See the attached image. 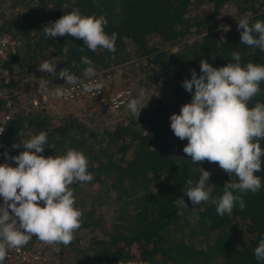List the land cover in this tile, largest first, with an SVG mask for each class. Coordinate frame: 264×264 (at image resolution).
Returning <instances> with one entry per match:
<instances>
[{"label": "trees", "instance_id": "16d2710c", "mask_svg": "<svg viewBox=\"0 0 264 264\" xmlns=\"http://www.w3.org/2000/svg\"><path fill=\"white\" fill-rule=\"evenodd\" d=\"M2 7L12 11L10 18L1 19ZM73 9L84 16L106 17V34H118L115 52L102 48L92 52L81 39L69 35L50 39L41 33L45 25ZM247 13L250 25L264 21V0H9L0 5V30L22 41L7 56L6 64L17 79L9 84L0 81V110L6 100H25L52 80L63 82L58 78L62 69L83 76L87 66L80 62L82 56L93 62L95 71L131 64L133 59L140 73L147 70L146 78L131 88L130 99H138L142 108L137 120L125 104L116 110L100 108L108 116L101 125L88 126L73 113L53 119L48 108L54 103H46L42 109L16 112L4 126L0 158L5 152L18 156L31 135L44 131L45 158L63 156L69 149L81 151L94 177L70 187L74 206L83 214L79 230L95 231L97 236L83 244L79 240L76 244V237L67 247L57 244L47 264H66V253L75 250V244L91 264H264L254 256L264 235V157L261 171L255 173L262 187L242 196L243 210L236 205L230 215L221 217L210 202L192 206L184 195L186 182L198 180L200 168L211 173L212 197L221 196L223 186L238 178L216 163H192L183 152L187 140L174 136L169 119L191 102L192 93L182 82L191 79L190 70L201 75V59L220 68L234 63L231 53L237 51L242 67L249 62L264 65V52L240 41L237 23ZM45 60L56 63L57 73L39 71ZM260 88L249 108L264 103V81ZM258 142L264 149V140ZM16 144L19 149L12 147ZM91 187L114 204L110 225L95 210L98 198L90 194ZM179 197L188 208L177 206Z\"/></svg>", "mask_w": 264, "mask_h": 264}, {"label": "clouds", "instance_id": "9594fccd", "mask_svg": "<svg viewBox=\"0 0 264 264\" xmlns=\"http://www.w3.org/2000/svg\"><path fill=\"white\" fill-rule=\"evenodd\" d=\"M250 16L251 13L245 14L237 23V30H242L240 41L264 52V21L258 20L250 25ZM106 24L104 15L98 18L84 16L79 9H73L55 22H49L41 33L50 39L65 35L81 39L92 52L98 48L115 52L118 34H106ZM80 51L83 52L84 47ZM231 60L235 62L213 68L201 59V75L197 77L196 71L190 70L191 79L182 82L185 91L192 93L191 102L182 105L178 115L169 117L174 136L187 140L183 152L192 163H216L228 176L238 178V182H227L219 197H212L208 184L211 173L203 168H200L198 180L186 182L184 195L191 205L210 202L221 217L230 215L236 205L243 210L246 205L242 196L260 191L261 178L255 173L261 171L264 157V149L258 142L264 140V103L248 107L249 101L261 92L264 65L249 62L242 67L241 55L237 51L231 53ZM80 62L87 66L83 75L93 77V62L85 56ZM73 67L78 65L74 62ZM39 71L57 73L56 63L42 61ZM58 78L66 85L81 83L68 69L60 70ZM102 88V83L84 85L86 92L95 90L99 93ZM65 94L62 86L55 87L57 97ZM114 106L119 108L120 104L114 102ZM127 109L137 120L142 108L138 99L133 98L127 102ZM46 145L47 133L41 131L24 142L25 150L18 156L9 157L7 152L3 153L17 166L0 164V198L3 200L0 205V264H4L9 249L21 248L33 237L46 245L63 244L67 247L81 227L82 210L74 206L75 197L70 185L93 180V175L88 172V159L74 149H69L63 156L45 158L42 153ZM12 147L19 149L20 145ZM175 203L180 208L189 207L183 197ZM254 256L257 261H264V235L254 249Z\"/></svg>", "mask_w": 264, "mask_h": 264}, {"label": "built area", "instance_id": "2783aa9c", "mask_svg": "<svg viewBox=\"0 0 264 264\" xmlns=\"http://www.w3.org/2000/svg\"><path fill=\"white\" fill-rule=\"evenodd\" d=\"M9 0H0V5H7ZM22 44L21 39L14 36L10 32L0 30V81L3 84L15 82L17 76L11 71L7 64V56L9 52ZM114 67H106L95 71V75L91 78L80 76L78 77L81 83L76 85H66L65 81L59 82L52 80L47 86H42L37 92L29 98L19 99L16 102L6 100L0 110V135L4 131V126L7 121L18 111L30 108L38 110L44 108L46 103L56 99L61 102L86 101L91 104L92 109L107 108L116 110L114 102L119 103L120 107L127 104L131 98L132 90L130 87L111 89L108 87L112 70ZM94 83H102V90L97 93L95 90L91 92L84 91V85H92ZM62 86L65 89V96L57 97L55 95V87ZM119 107V108H120ZM16 156L11 155L9 157ZM0 164H8L11 167L17 165L5 157L0 158ZM3 204L0 198V205ZM56 245H46L39 239H31L25 246L16 249H9L8 256L4 264H47L50 252Z\"/></svg>", "mask_w": 264, "mask_h": 264}, {"label": "rangeland", "instance_id": "374dc122", "mask_svg": "<svg viewBox=\"0 0 264 264\" xmlns=\"http://www.w3.org/2000/svg\"><path fill=\"white\" fill-rule=\"evenodd\" d=\"M32 3L36 4V1H31ZM3 10V7H2ZM12 15V11L10 9H4L1 11V19H7L10 18ZM226 26V25H225ZM176 45L170 47L171 50H174ZM135 60L133 59V62L130 64H121L118 66H114L112 75L110 77V82L108 84V87L111 89H119V88H125L130 87L133 88L135 85V82L139 80H144L147 76V70L140 73L136 67H139ZM133 77L136 79L133 80ZM155 83H153L154 85ZM133 86V87H132ZM49 103L53 104L48 108L49 114L53 117V119L58 118L60 115L67 114V113H73L74 115L80 116L81 119L88 125L93 126L91 124H97L101 125V120H103L107 114L101 113L100 108L98 109H92V106L90 103L86 101H75L70 103L61 102L60 100H52ZM48 103V104H49ZM181 108V107H180ZM180 108L176 110L173 114H179ZM97 114L99 116H97ZM89 115H92V119H89ZM94 189V190H91ZM89 189H82V192H87ZM96 190H98L96 187H91L89 192L90 194L96 195V198H98V205H96L95 210L99 211L103 215V218L105 220L106 225H110L112 223V214H113V208L114 204L111 202L110 197L104 198L101 197L98 193H94ZM94 191V192H93ZM100 192V191H97ZM100 196V197H98ZM87 204L91 203L88 200H85ZM40 206H43L41 203ZM97 232L95 231H87V230H77L75 235V240H77L75 243H78V240L83 243H87L89 241L90 236L96 235ZM76 244L74 249L70 250L66 253L65 261L66 264H91L88 263L87 260L83 258L82 255L76 250ZM133 250V249H132ZM55 262V261H54Z\"/></svg>", "mask_w": 264, "mask_h": 264}]
</instances>
